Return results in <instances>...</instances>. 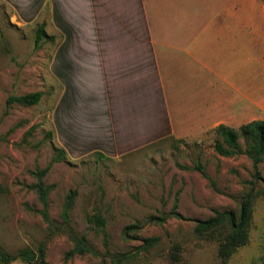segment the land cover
<instances>
[{"label": "rangeland", "instance_id": "obj_1", "mask_svg": "<svg viewBox=\"0 0 264 264\" xmlns=\"http://www.w3.org/2000/svg\"><path fill=\"white\" fill-rule=\"evenodd\" d=\"M225 1L210 0V13L214 4ZM256 2L264 9L263 0ZM256 26L263 33L250 50L260 63L257 78L250 79L262 94L264 24L259 16ZM41 27L46 35L36 44ZM57 43L50 12H42L40 1L0 0V245L16 252L24 247L38 251L43 244L48 264H114L111 259L121 254L131 256L119 264H221L217 242L199 236L195 222L217 209H238L253 179L251 160L246 155L221 156L215 150V130L163 139L119 157L98 151L70 154L57 137L58 82L51 69ZM38 91L43 95L37 104L9 102L11 96ZM261 113L257 111L258 117ZM198 162L209 178L194 168ZM46 167L45 182L53 185L52 218L62 224L65 197L76 190L72 225L98 254L67 259L72 239L66 231L52 232L43 220L32 184L33 172ZM261 171L264 176V162ZM95 211L106 219L108 252L103 233L87 222V215ZM149 237L158 242L145 250L141 247ZM174 245L180 246L175 262L170 257ZM263 256L264 196H259L249 241L228 264H261ZM8 264L29 263L17 259Z\"/></svg>", "mask_w": 264, "mask_h": 264}, {"label": "crops", "instance_id": "obj_2", "mask_svg": "<svg viewBox=\"0 0 264 264\" xmlns=\"http://www.w3.org/2000/svg\"><path fill=\"white\" fill-rule=\"evenodd\" d=\"M38 1L57 30V137L70 154L119 157L264 119V91L250 79L256 17L264 24L256 0L212 14L210 0Z\"/></svg>", "mask_w": 264, "mask_h": 264}, {"label": "trees", "instance_id": "obj_3", "mask_svg": "<svg viewBox=\"0 0 264 264\" xmlns=\"http://www.w3.org/2000/svg\"><path fill=\"white\" fill-rule=\"evenodd\" d=\"M264 3V0H263ZM46 32L43 27L37 31L36 44H40ZM42 92H33L20 96H11L9 102H18L22 105L37 104L42 98ZM217 141L215 150L225 157H235L246 155L252 163L253 179L249 182L250 189L242 197L238 209L215 210L214 214L207 219H198L195 222V232L206 239L216 241L218 244V256L221 264H228L230 257L236 251L246 245L250 237V229L253 220L254 203L259 196H264V176L261 171V164L264 162V119H255L242 124L239 128H233L225 124H220L215 128ZM243 139V142H242ZM244 143V144H243ZM62 153H65L62 150ZM194 168L209 178L206 167L198 162ZM49 167L36 169L33 173L35 182L32 188L35 190L39 202L42 204L40 214L48 224L52 232L66 231L73 241V247L67 252L66 258L86 253L98 254L90 242L79 235L72 225V210L77 197L76 190H70L66 197L61 212L62 224H58L50 213V193L53 185L45 182V176ZM258 183L261 185L258 186ZM173 213L180 214L175 210ZM87 222L90 227L100 230L104 235L106 251H109L108 237L106 232V219L100 211H95L87 215ZM158 242L157 237H149L142 244L143 249L153 248ZM179 245H174L170 252L173 262L179 260ZM129 254H121L113 257L111 262L119 264L123 260L130 258ZM134 257V256H133ZM21 259L29 264H48L46 262L45 245L41 244L38 251L28 247L20 248L16 252H10L0 245V264H8L14 260ZM110 262V263H111ZM102 264H108L103 261ZM261 264H264V256Z\"/></svg>", "mask_w": 264, "mask_h": 264}]
</instances>
